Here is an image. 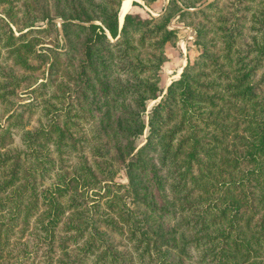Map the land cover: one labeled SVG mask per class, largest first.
Wrapping results in <instances>:
<instances>
[{
    "label": "trees",
    "instance_id": "16d2710c",
    "mask_svg": "<svg viewBox=\"0 0 264 264\" xmlns=\"http://www.w3.org/2000/svg\"><path fill=\"white\" fill-rule=\"evenodd\" d=\"M124 1L0 0V99L9 103L7 95L22 86L54 115L23 131L27 152L5 138L26 127L23 115L34 102L0 124V264H264V1L251 10L247 41L221 9L218 19L208 18L197 32L200 55L164 94L149 75L177 35L172 15L134 10L121 24ZM51 2L57 16L44 7ZM174 6L180 14L205 10ZM33 7L46 27L28 24ZM56 17L67 46L47 68L37 46L40 39L61 46ZM62 71L67 82L80 83L86 100L88 89L101 90L106 105L93 141L85 137L93 144L88 152L71 120L80 117L71 114V92H56V102L44 98L49 87L67 84ZM159 97L146 120L148 100ZM146 130L139 147L135 138ZM124 167L129 183L114 182ZM45 174L53 182L43 185ZM167 213L180 217L184 230L178 258L155 221ZM107 230L125 235L135 256L116 249Z\"/></svg>",
    "mask_w": 264,
    "mask_h": 264
},
{
    "label": "rangeland",
    "instance_id": "374dc122",
    "mask_svg": "<svg viewBox=\"0 0 264 264\" xmlns=\"http://www.w3.org/2000/svg\"><path fill=\"white\" fill-rule=\"evenodd\" d=\"M47 0H43L44 3H46ZM129 1V8L127 10L123 11H134L138 10L140 11L144 16H148V13L152 15H158L162 14L165 9H167L169 14L172 15L171 19V26L173 29L176 30V37H174L171 41L167 42L163 46V51L165 55V59L162 63L161 68L158 71H154L149 75V79L152 82H155L157 85H159L160 90H162V94L166 93L167 88L169 84L178 78H180L182 71L184 70V67L190 62L194 63V61L198 58L202 51L201 45L198 43V37L197 32L198 28H206L203 26L204 22L210 18L212 20L218 19V10L221 9L222 13L229 18V21L236 26V23L239 24V29L241 30L239 34V38L242 41L249 40V36L251 34L250 28L252 27V22L250 20L253 13H251L254 8H256L258 2L260 0H136L140 2L141 5H135L133 6L134 0H125L122 2L121 8H120V15L122 20V6L124 8L125 2ZM264 1V0H263ZM26 4H32L34 2H37V0H25ZM42 3V2H41ZM175 3L181 4L184 7L187 5H194L193 7H185V9H188L190 11H197L198 8H205L204 13H196V14H180L179 12H175V10H172L171 8H174ZM210 3H213L211 5ZM66 7H68V4H65ZM46 10L48 9L51 16H57L55 15L58 13V9L53 6V3L51 2V6L48 7V3L44 5ZM59 7H63V5L59 4ZM131 7V8H130ZM128 11V12H129ZM70 13V12H69ZM32 19L31 21H28V24H35L34 27L38 26H47V20L41 19V13L40 9L37 7L32 8ZM251 14V15H250ZM126 14H124L125 17ZM236 15L238 20H233V16ZM205 17V19H204ZM22 19L23 17L20 16ZM121 24H123L124 18L121 21ZM54 21L57 23V27L60 31V43L61 46L55 45L54 41H51L50 39H40L39 45L37 46V50L41 53V59H46L48 61L47 68L49 67L50 63L53 61V54L56 52V50H63L62 47L67 46L65 43V36L62 28V22L63 19L60 17L54 18ZM235 23V24H234ZM14 29L16 30V26L14 25ZM200 38H205L203 35ZM239 40V41H240ZM8 66L11 65V61H7ZM48 72V70H47ZM66 72V71H65ZM64 71H62V77L60 80H63L65 78V82H67V74ZM111 78H118L117 73L110 74ZM1 80V79H0ZM69 87L71 88L70 90ZM61 88V90H60ZM62 89L67 90L71 92V100H74L77 102L76 107L74 111H72L71 114H76L75 116H80L78 119L75 117H72L71 120L77 122L80 124L81 131L78 132V135H80V140L83 143V148L88 152L92 150L93 144L89 145V142L85 141V137H89L90 141H93L94 136H96V131L94 129L96 122L106 113V105L103 101V98L101 97L100 91L98 88L93 92L92 89H88V100L85 98L84 88L80 85V83L76 81L67 82L65 86H61L56 88L54 86L53 88H48L46 92V96L44 98H48L51 100V102H56L55 98H52L51 96L55 94L56 92L58 94H62ZM18 93L15 95H7V99H9V103L5 102L3 99H0V124L3 126L6 124L8 116L12 112H19L21 109H26L27 106L24 104H27L30 101H33L34 104L31 111L24 112L23 117L26 120V127L24 129H20L19 127H14L12 129L13 134H8L5 138V143L7 145H14L18 147L19 149H22L24 152L28 151V148L24 144L22 133L25 129L33 130L35 128L46 126L48 124V121L54 117L53 112L49 113V115H46L45 111L43 110V101L41 97L36 96V93L29 94L24 89H22V86L17 87ZM61 91V92H60ZM68 97V95H67ZM162 97V96H161ZM161 97L158 99H149L148 100V107L147 111L144 114V118L148 120L149 115L148 111L149 109L156 104ZM131 99L128 100H121L124 101L125 108L130 107ZM95 101L97 104L92 105L91 102ZM121 101L118 102L116 105H121ZM13 109L9 112L7 111L8 108L12 107ZM33 109V110H32ZM76 124V123H75ZM73 129H76V126H72ZM78 131V130H77ZM147 130L141 134L138 135L135 138V144L139 147L145 143L146 137H147ZM67 156V155H66ZM73 160V159H72ZM70 162H67L69 164ZM117 173L114 176V182H118L121 184H128V177L126 174V169L124 168H117ZM57 171V170H56ZM55 172V171H54ZM53 174V173H52ZM52 177L45 174L42 181L43 185L49 184L52 181ZM105 182H109L105 181ZM103 182V183H105ZM92 189L89 190V193L92 194ZM156 196L161 197L162 199L168 197H165L160 191H153ZM93 198L89 199V205L92 206V203L94 202L92 200ZM155 221L157 222L156 225L159 226L163 230V233L165 234V238H167V248L170 251V254H172L175 258H178L180 256V246L182 241V236L184 234V230L181 228V218H177L171 213H167L164 218H160L158 215L155 214ZM20 236V233H18V236ZM26 235H24L25 237ZM107 239L109 242H111L113 245H115V248L118 249L120 252H130L132 253V246L128 242V238L125 235H120L117 233H111L109 230H107ZM196 251L193 250V252H190V255L193 259L197 258ZM133 256H135L133 254ZM187 264H193L190 261H186ZM144 264H147V261H143ZM133 264H142L139 261L133 262Z\"/></svg>",
    "mask_w": 264,
    "mask_h": 264
},
{
    "label": "bare ground",
    "instance_id": "6f19581e",
    "mask_svg": "<svg viewBox=\"0 0 264 264\" xmlns=\"http://www.w3.org/2000/svg\"><path fill=\"white\" fill-rule=\"evenodd\" d=\"M129 8V1H127V2H125V4H124V8H123V6H122V11H121V13H122V20H123V18H124V14L126 13V12H128V11H123V9L124 10H127ZM131 8V7H130ZM121 20V21H122Z\"/></svg>",
    "mask_w": 264,
    "mask_h": 264
},
{
    "label": "water",
    "instance_id": "95a60500",
    "mask_svg": "<svg viewBox=\"0 0 264 264\" xmlns=\"http://www.w3.org/2000/svg\"><path fill=\"white\" fill-rule=\"evenodd\" d=\"M126 13H127V12H126ZM126 13H125V14H126Z\"/></svg>",
    "mask_w": 264,
    "mask_h": 264
}]
</instances>
